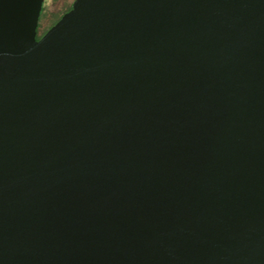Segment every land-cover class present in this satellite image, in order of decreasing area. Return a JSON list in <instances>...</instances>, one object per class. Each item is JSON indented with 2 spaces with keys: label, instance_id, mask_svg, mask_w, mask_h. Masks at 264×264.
<instances>
[{
  "label": "water",
  "instance_id": "water-1",
  "mask_svg": "<svg viewBox=\"0 0 264 264\" xmlns=\"http://www.w3.org/2000/svg\"><path fill=\"white\" fill-rule=\"evenodd\" d=\"M0 0V264H264V0Z\"/></svg>",
  "mask_w": 264,
  "mask_h": 264
},
{
  "label": "rangeland",
  "instance_id": "rangeland-1",
  "mask_svg": "<svg viewBox=\"0 0 264 264\" xmlns=\"http://www.w3.org/2000/svg\"><path fill=\"white\" fill-rule=\"evenodd\" d=\"M73 0H43L36 36L40 37L62 14L68 11Z\"/></svg>",
  "mask_w": 264,
  "mask_h": 264
},
{
  "label": "trees",
  "instance_id": "trees-1",
  "mask_svg": "<svg viewBox=\"0 0 264 264\" xmlns=\"http://www.w3.org/2000/svg\"><path fill=\"white\" fill-rule=\"evenodd\" d=\"M68 10H69V9H68ZM37 38H39V37L36 36V39H37Z\"/></svg>",
  "mask_w": 264,
  "mask_h": 264
},
{
  "label": "flooded vegetation",
  "instance_id": "flooded-vegetation-1",
  "mask_svg": "<svg viewBox=\"0 0 264 264\" xmlns=\"http://www.w3.org/2000/svg\"><path fill=\"white\" fill-rule=\"evenodd\" d=\"M38 39V38H37Z\"/></svg>",
  "mask_w": 264,
  "mask_h": 264
}]
</instances>
